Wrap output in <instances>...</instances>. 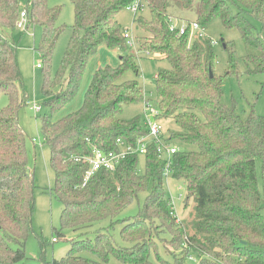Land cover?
Returning a JSON list of instances; mask_svg holds the SVG:
<instances>
[{
  "label": "trees",
  "instance_id": "trees-1",
  "mask_svg": "<svg viewBox=\"0 0 264 264\" xmlns=\"http://www.w3.org/2000/svg\"><path fill=\"white\" fill-rule=\"evenodd\" d=\"M131 1L71 0L73 34L53 73L52 56L59 34L65 30L58 23L61 7L51 6L48 0H30L26 6L21 0H0V94L9 98L0 108V264H23L28 259L26 242L33 230L35 209L27 134L18 118L19 108L28 101L17 87L21 79L19 45L4 34L17 26L23 7L28 9L27 25L43 27L38 49L48 63L43 104L51 113L42 117L41 130L55 174L51 192L64 205L57 235L63 236L68 228L88 230L95 222L118 215L150 189L138 215L121 228L123 240L132 244L130 249L117 244L109 231L97 230L94 238L77 237L64 257L45 264H110L113 257L120 264H153V253L160 264H183L191 252L197 253L201 264H264V116L254 105L242 116L235 103L226 104L224 76L215 74L214 43L196 38L189 44V30L178 35L170 30L168 21L169 16L174 17L168 11L173 5L194 10V20L204 27L219 18L225 26L238 28L247 44L257 49L247 56L248 72L264 74V38L250 20L264 26V0H149L150 18H136L149 32L142 40L136 39L138 49L169 63L168 68L157 71L152 100L161 111L159 117L173 125L166 124L163 137L178 147L171 158L169 178L185 183V199L195 201L193 233L188 235L177 221L175 201L165 187L169 183L167 159L160 157L155 146L145 153L128 154L113 170L99 169L83 185L89 169L85 158L95 147L117 150L120 138L135 146L148 133L143 109L131 118L122 117L125 106L142 103L145 92L138 79L125 78L130 71L136 75L141 71L138 57L126 51L125 29L117 21L118 13ZM103 40L109 47L125 51L119 65L98 69L82 106L58 114L74 99L87 62ZM230 64L233 68L231 53ZM141 158L144 172L139 169ZM258 162L262 163V187ZM156 220L179 227L176 242L187 247L181 257L172 254L167 260L160 256L149 230ZM40 243L45 244L43 238ZM87 251L96 259L83 255Z\"/></svg>",
  "mask_w": 264,
  "mask_h": 264
},
{
  "label": "rangeland",
  "instance_id": "rangeland-1",
  "mask_svg": "<svg viewBox=\"0 0 264 264\" xmlns=\"http://www.w3.org/2000/svg\"><path fill=\"white\" fill-rule=\"evenodd\" d=\"M30 0H21V5L26 6ZM51 6H60L61 12L58 23L65 25V30L58 36L55 50L51 61V71L54 73L59 68L64 52L73 34L75 21V8L71 0H48ZM174 17L185 18L190 21L196 19L194 10H184L177 6H171L168 10ZM143 17L150 18V10L147 8L142 14ZM138 15V16H139ZM134 13L124 8L117 15V21L124 29L134 35L135 40H142L149 32L139 26ZM255 29L264 38V26L254 18H250ZM181 23V21H179ZM206 40L214 41L215 49V74L223 75L224 102L228 105L236 104L242 116H247L254 105L259 114L264 116V74L251 75L248 71L247 56L249 53L257 52V49L250 47L242 36L241 31L236 27H227L223 22L216 18L205 27ZM43 27L39 23L25 22L24 28L15 27L4 34L10 41H15L18 47V60L21 69V79L17 82V87L21 93L25 92L27 100L38 103L42 110L36 112L26 104L19 108L18 118L20 125L26 131V147L30 159V166L34 172V197L35 209L33 213V230L30 232L26 242V253L28 259L23 264H45L53 259H61L72 247V241L77 237L94 238L97 230L109 231L115 242L122 247L130 249L131 243L121 237V228L126 221L138 215L140 208L150 192L148 189L135 199L129 206L124 208L118 215L95 222L88 230H74L71 228L63 230V236L57 235L55 228H60V217L64 210V205L51 192L55 187V174L50 164V149L44 141L41 130L42 117L50 115V111L44 106L45 96L42 92L44 74L48 68V63L42 57L39 49L42 40ZM137 39V40H138ZM226 44V46L224 45ZM127 52L134 53L138 57L141 67L139 75L130 71L126 74V79H138L145 88L146 94L153 97L155 95V83L157 71L161 68H168L169 63L164 58L149 57L144 51L136 46H130ZM125 51L118 47H109L106 40L98 47L97 51L89 58L86 72L80 84L79 90L73 100L68 102L58 114H66L70 111L79 109L85 98V92L93 78L94 73L105 66L117 67L120 63V56ZM230 53L232 54L234 67L231 68ZM41 65L39 67L38 65ZM232 70L228 74V71ZM58 89V88H56ZM9 102L6 94H0V108L5 107ZM143 105L141 102L125 106L122 113L123 118H131L141 114ZM165 124L172 127V122L165 119ZM37 141H33V139ZM184 148V147H183ZM139 169L145 171V160L141 158ZM258 176L262 187V163L257 164ZM168 196L175 201L177 208V221L186 230L193 233V223L195 219V201L193 198L186 200L188 192L185 183L170 177L169 183L165 185ZM180 194L182 200H178ZM112 223L114 226H112ZM150 234L157 241L158 251L162 258L171 260L172 254L182 256L187 250L185 244L176 242L178 238V226L173 228L163 224L160 220L152 223ZM89 231L87 234L85 232ZM83 234V236H80ZM54 237L57 239L54 240ZM43 238L45 244L42 246L40 239ZM83 255L96 259L89 251ZM151 260L153 264H160L156 253H153ZM100 264V263H99ZM110 264H120L116 258H111ZM183 264H201L200 258L195 252H191L190 257H186Z\"/></svg>",
  "mask_w": 264,
  "mask_h": 264
},
{
  "label": "built area",
  "instance_id": "built-area-1",
  "mask_svg": "<svg viewBox=\"0 0 264 264\" xmlns=\"http://www.w3.org/2000/svg\"><path fill=\"white\" fill-rule=\"evenodd\" d=\"M148 4L149 0H132L128 4L127 9L133 12L135 17H137L148 8ZM27 20L28 9L23 7L20 12V18L17 23V27L24 28L25 22ZM168 21L170 24V30L177 32L178 35H184L189 30V44H191L196 38L205 39L207 37L205 27L196 20L187 21L185 19H178L176 17L169 16ZM179 21H181V23H179ZM124 35L127 38V42L130 46H136L135 37L132 35L129 29L124 30ZM211 41L214 43L213 40ZM38 66L41 67L40 64ZM142 103L144 123L147 126L148 133L139 137L135 146L126 144L123 139L120 138L118 139L120 145L119 149L117 150L106 151L95 147L93 149V153L85 158L89 169L86 173L83 185H85L99 169L104 168L107 170H113L123 161V159L126 158L128 154L134 153L138 150L141 153H145L147 148H149L151 145L155 146L160 157L167 159L165 175L167 176L168 180L172 169L171 158L172 155L178 150V147L168 144L164 141L163 137L166 132V124L163 118L159 117L161 111L159 110L156 102L153 101L152 97L148 96L146 92H144ZM27 106L36 112L42 110V106L40 104L31 102L29 100L27 101ZM33 140L34 142L37 141L35 138ZM179 198H181V196H179ZM54 240L56 241L57 239L54 237Z\"/></svg>",
  "mask_w": 264,
  "mask_h": 264
},
{
  "label": "water",
  "instance_id": "water-1",
  "mask_svg": "<svg viewBox=\"0 0 264 264\" xmlns=\"http://www.w3.org/2000/svg\"><path fill=\"white\" fill-rule=\"evenodd\" d=\"M211 76H213V71H210Z\"/></svg>",
  "mask_w": 264,
  "mask_h": 264
},
{
  "label": "crops",
  "instance_id": "crops-1",
  "mask_svg": "<svg viewBox=\"0 0 264 264\" xmlns=\"http://www.w3.org/2000/svg\"><path fill=\"white\" fill-rule=\"evenodd\" d=\"M178 19H185V18H178ZM190 21H192V20H190Z\"/></svg>",
  "mask_w": 264,
  "mask_h": 264
}]
</instances>
